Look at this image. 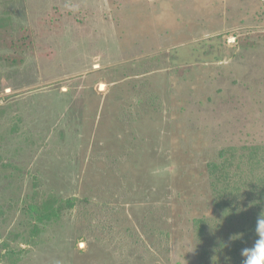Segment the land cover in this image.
Returning <instances> with one entry per match:
<instances>
[{
    "label": "rangeland",
    "instance_id": "rangeland-1",
    "mask_svg": "<svg viewBox=\"0 0 264 264\" xmlns=\"http://www.w3.org/2000/svg\"><path fill=\"white\" fill-rule=\"evenodd\" d=\"M0 14L4 39L34 42L0 64V264H186L188 240L152 260L139 229L167 226L190 167L264 144V0H0ZM208 44L213 62L171 64V48Z\"/></svg>",
    "mask_w": 264,
    "mask_h": 264
},
{
    "label": "trees",
    "instance_id": "trees-1",
    "mask_svg": "<svg viewBox=\"0 0 264 264\" xmlns=\"http://www.w3.org/2000/svg\"><path fill=\"white\" fill-rule=\"evenodd\" d=\"M6 16L0 14V64L16 67L24 63V55L32 50L34 42L32 32L27 28L21 29L17 39L12 36L4 39L2 30L11 27L12 20ZM1 43L4 44L2 47ZM201 46L186 47L191 53H186L183 45L171 48V64L213 62L207 57L210 55L209 44L204 49L205 57L193 52ZM214 55V63L219 62L220 49ZM206 160L199 168L188 169L185 185L176 187L174 181L177 196L168 207L167 226L158 222L140 227V234L145 237L141 241L147 240L150 250L159 253L150 259L158 260L160 254L171 248L169 243L172 241L186 239L191 245L188 250L185 245L181 247L186 264H242L241 250L252 247L258 239L257 220L264 213V144L227 146ZM46 201L48 205H56L53 199ZM89 202L88 198L77 204L62 202L55 211L56 218L70 206L81 211ZM92 216L96 218L98 212ZM178 222L189 230H179ZM237 234H242V239L230 240ZM154 237L156 241H153ZM222 244L227 246L221 247ZM160 263L171 264L170 261Z\"/></svg>",
    "mask_w": 264,
    "mask_h": 264
},
{
    "label": "clouds",
    "instance_id": "clouds-1",
    "mask_svg": "<svg viewBox=\"0 0 264 264\" xmlns=\"http://www.w3.org/2000/svg\"><path fill=\"white\" fill-rule=\"evenodd\" d=\"M256 233L258 239L250 248H243L241 250L242 264H264V213H261L257 220ZM242 239V234H237L230 237V240L236 241ZM227 245H221L226 247Z\"/></svg>",
    "mask_w": 264,
    "mask_h": 264
}]
</instances>
